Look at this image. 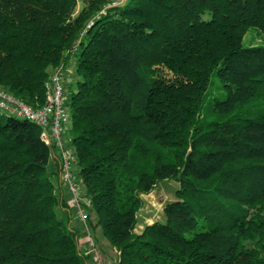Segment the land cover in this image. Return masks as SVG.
I'll use <instances>...</instances> for the list:
<instances>
[{
    "label": "trees",
    "instance_id": "trees-1",
    "mask_svg": "<svg viewBox=\"0 0 264 264\" xmlns=\"http://www.w3.org/2000/svg\"><path fill=\"white\" fill-rule=\"evenodd\" d=\"M79 1L0 0V88L42 106L53 70L75 63L91 233L113 264H264V41H244L264 30V0ZM50 158L39 126L0 110V264H90ZM165 179L175 199L136 232Z\"/></svg>",
    "mask_w": 264,
    "mask_h": 264
},
{
    "label": "built area",
    "instance_id": "built-area-1",
    "mask_svg": "<svg viewBox=\"0 0 264 264\" xmlns=\"http://www.w3.org/2000/svg\"><path fill=\"white\" fill-rule=\"evenodd\" d=\"M125 2L126 0H107L105 7L120 6ZM75 49L74 46L70 52ZM73 63L69 59L53 70L46 83V98L42 106L32 107L0 88V110L27 119L40 127L41 139L50 147L51 156L58 161L59 185L69 196L72 214L84 230L89 231V201L83 196L80 180L75 177L76 155L69 137L71 115L67 107V86L75 81ZM87 238L89 247L94 249L92 238L89 235ZM95 259L98 260L97 256Z\"/></svg>",
    "mask_w": 264,
    "mask_h": 264
},
{
    "label": "rangeland",
    "instance_id": "rangeland-1",
    "mask_svg": "<svg viewBox=\"0 0 264 264\" xmlns=\"http://www.w3.org/2000/svg\"><path fill=\"white\" fill-rule=\"evenodd\" d=\"M83 1V0H82ZM82 1H79L78 8L82 5ZM244 41L251 44H257L264 41V30L251 28L247 31ZM75 63H73L72 67L74 68ZM76 84L73 83L72 89H74ZM20 118V117H19ZM55 159L50 158L49 163L47 165L46 171L51 173L55 171ZM52 180L55 186V192L57 194L60 193L61 186L59 185V174L56 175L52 173ZM178 186V183L174 179H165L161 180L157 183L155 188L148 194H143V205L140 210L137 212V224L135 227L136 232H140L142 228L149 223H152L155 220L163 219V206L166 202L175 199V190ZM64 196L66 194L64 193ZM73 222L79 223V221L74 218ZM80 224V223H79ZM74 225V224H73ZM81 225V224H80ZM89 232V234H88ZM96 235L89 231L84 230V228L80 230L79 238L87 239V245L81 246L80 248L90 255V264H113L116 257L117 251L114 247H112L100 234L97 229ZM90 236L94 243V249L90 248L88 245V238ZM85 245V244H84ZM85 247V248H84ZM97 256L98 260L95 259Z\"/></svg>",
    "mask_w": 264,
    "mask_h": 264
},
{
    "label": "crops",
    "instance_id": "crops-1",
    "mask_svg": "<svg viewBox=\"0 0 264 264\" xmlns=\"http://www.w3.org/2000/svg\"><path fill=\"white\" fill-rule=\"evenodd\" d=\"M56 161H57V159L56 158H54ZM64 193L66 194V196H64ZM59 195L62 197V198H66V201H67V203H69V196H68V194H67V192H65L64 191V189H63V187H61V190H60V193H59ZM64 210L66 209L65 207H62ZM67 209H69V208H67ZM71 221V223H72V225L74 224V225H79V226H81L82 227V229H83V226L82 225H80L78 222L77 223H75V222H73L74 220H73V218L70 220ZM79 243H80V247L83 245V246H86L87 245V239H85V238H79ZM85 244V245H84ZM85 248V247H84Z\"/></svg>",
    "mask_w": 264,
    "mask_h": 264
}]
</instances>
